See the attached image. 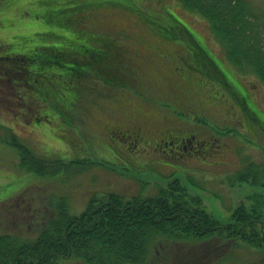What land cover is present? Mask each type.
Segmentation results:
<instances>
[{"label":"rangeland","instance_id":"obj_1","mask_svg":"<svg viewBox=\"0 0 264 264\" xmlns=\"http://www.w3.org/2000/svg\"><path fill=\"white\" fill-rule=\"evenodd\" d=\"M249 1L264 9V0ZM168 11L219 58L202 60L184 31L165 22ZM0 29V234L33 240L62 199L77 215L94 196L155 197L173 180L224 222L248 196L264 194L238 178L264 162V85L253 74L237 77L244 85L236 82L238 70L222 60L208 22L176 1L0 0ZM95 40L100 47L93 50ZM68 44L89 51L83 55L88 64L81 68L67 57L42 63L44 52ZM84 70L103 77L64 80ZM6 129L54 169L45 175L24 169L18 150L4 141ZM169 136H180L182 155L176 141L162 144ZM162 242L144 264L179 256V264L223 260L224 242ZM235 250L216 264L264 261V250ZM58 264L84 263L72 257Z\"/></svg>","mask_w":264,"mask_h":264},{"label":"trees","instance_id":"obj_2","mask_svg":"<svg viewBox=\"0 0 264 264\" xmlns=\"http://www.w3.org/2000/svg\"><path fill=\"white\" fill-rule=\"evenodd\" d=\"M176 1L210 23L226 57L239 71L253 73L264 83V11L247 0ZM73 12L74 9L66 10L68 17ZM95 42L93 50L100 47ZM197 52L202 60L210 62L206 49L200 47ZM44 53L42 63L50 62L49 59L62 62L67 57L72 64H79L80 60L85 61L83 55H89V51L70 44ZM84 71L75 76L68 74L64 80ZM7 142L18 150L20 165L27 171L45 175L54 169V164L36 157L16 135L12 134ZM238 178L252 180L264 188V164L249 165ZM170 240L177 247L181 242L196 245L217 240L226 242L227 251L228 247L237 248L239 240L244 245L264 248V194L250 195L247 204L233 210L227 223L209 213L202 198L189 194L179 180H173L168 189L155 197L125 200L111 194L93 198L80 215H72L66 201L61 200L55 216L46 222L35 240L0 234V264H58L71 257L80 258L85 264H144L157 243ZM183 257H167L161 262L179 264Z\"/></svg>","mask_w":264,"mask_h":264},{"label":"flooded vegetation","instance_id":"obj_3","mask_svg":"<svg viewBox=\"0 0 264 264\" xmlns=\"http://www.w3.org/2000/svg\"><path fill=\"white\" fill-rule=\"evenodd\" d=\"M0 31H1V29H0ZM1 72H2V69L0 68V74H1Z\"/></svg>","mask_w":264,"mask_h":264}]
</instances>
